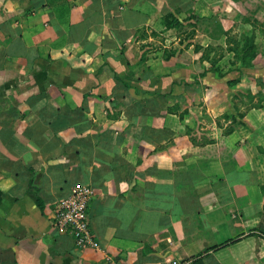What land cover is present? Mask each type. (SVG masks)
<instances>
[{"label":"crops","instance_id":"0c3cea01","mask_svg":"<svg viewBox=\"0 0 264 264\" xmlns=\"http://www.w3.org/2000/svg\"><path fill=\"white\" fill-rule=\"evenodd\" d=\"M190 12L238 18L231 0H0V264H264V112L233 99L264 64L201 76L211 36L162 28ZM80 183L84 249L53 223Z\"/></svg>","mask_w":264,"mask_h":264},{"label":"rangeland","instance_id":"374dc122","mask_svg":"<svg viewBox=\"0 0 264 264\" xmlns=\"http://www.w3.org/2000/svg\"><path fill=\"white\" fill-rule=\"evenodd\" d=\"M246 1L248 3L251 0H231L238 18H233L234 23L225 28L221 25V21L218 20V16L199 17L190 12L186 16H182L183 19L182 22H179L180 25L173 24L171 19L166 21V23H172L173 26L171 28H167L166 23H162L163 32L169 31L174 34H184L185 42L193 39L196 29L210 35L213 42L206 47L205 52L208 54L209 60L204 61L210 66L212 65L213 69L220 67L223 70L232 67H244L236 51L240 49L244 36L253 35L255 37L254 44L256 45L257 55L254 60L249 62V65H252V68L249 69L259 70V68H262L260 66L264 64V7L258 0L257 2H252V8H247ZM248 4L251 6V2ZM160 29L158 28V31L161 33L162 30ZM155 34L156 38H158V32H155ZM164 42L167 43V41ZM172 51L176 54L175 50ZM248 77L251 79L245 81L248 84L246 85V93L237 92L233 98L235 100L234 111L238 115H243L244 110H262L264 112V77H256L254 74ZM239 80V83H241V78ZM230 112H227L224 116H229L228 113ZM260 153L261 165L260 169L257 170L258 174L255 176L254 183L257 185L258 191L264 195V148L260 149ZM260 226L264 228V212Z\"/></svg>","mask_w":264,"mask_h":264},{"label":"built area","instance_id":"2783aa9c","mask_svg":"<svg viewBox=\"0 0 264 264\" xmlns=\"http://www.w3.org/2000/svg\"><path fill=\"white\" fill-rule=\"evenodd\" d=\"M95 190L88 184H77L70 195L59 202L54 210L53 223L61 232H69L80 248L95 247L89 222L88 208ZM112 264H124L113 262ZM172 264H178L173 262Z\"/></svg>","mask_w":264,"mask_h":264},{"label":"trees","instance_id":"16d2710c","mask_svg":"<svg viewBox=\"0 0 264 264\" xmlns=\"http://www.w3.org/2000/svg\"><path fill=\"white\" fill-rule=\"evenodd\" d=\"M180 12V10H177L176 13L178 14ZM168 19H171L173 24H177L180 25L179 20L176 18L174 13H169L164 17V23H166V21ZM173 25L172 23H166V27L167 28H171ZM255 42V37L253 35H247L244 36L242 39V43L240 46V49L237 50L236 52H238V56L240 57V60L242 62V65L244 66L243 68H252V65H249V62L251 60H254V58L257 55V50H256V45L254 44ZM208 54L205 53V56H203V61L204 60H209L208 59ZM214 64V63H213ZM216 70H218V68H214ZM212 65L209 66L208 68L204 69V71L201 73V76H204L207 72L214 70ZM219 75L221 77H223L224 75L219 71ZM120 82V80H118ZM240 82V80H233V81H229V85H236ZM39 205H40V201H39ZM261 229H263V227L260 226ZM193 264H203V262L201 260L195 261Z\"/></svg>","mask_w":264,"mask_h":264}]
</instances>
